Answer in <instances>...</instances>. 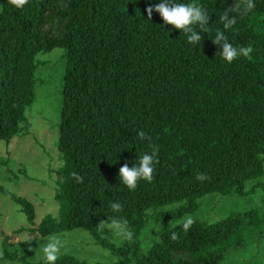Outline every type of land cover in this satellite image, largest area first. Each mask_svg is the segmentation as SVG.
<instances>
[{"label":"trees","instance_id":"trees-1","mask_svg":"<svg viewBox=\"0 0 264 264\" xmlns=\"http://www.w3.org/2000/svg\"><path fill=\"white\" fill-rule=\"evenodd\" d=\"M158 2L28 0L23 8L0 2V140H9L25 121L36 53L64 50L57 215H43L33 230L46 236L80 228L117 257L89 263L62 254L56 264H217L242 244L243 233L264 226V211L257 208L213 222L195 219L187 233L175 222L205 194L244 196L262 185L252 181L264 175V0H254L246 15L232 13L237 23L229 30L219 18L234 0H194L210 15L207 32L197 27L203 40L195 45L159 13L147 19L146 7ZM218 28L234 46L252 45L250 58L223 60L212 43ZM141 130L151 139H140ZM150 145L159 149L154 178L130 191L119 168L138 163ZM197 173L209 179L199 181ZM246 182L252 183L244 189ZM0 192L32 224L31 203L2 186ZM112 202L123 211L113 213ZM169 203L177 205L153 213L156 239L142 252L138 237L148 210ZM113 216L127 219L132 242L115 246L99 236L97 223ZM172 232L178 240H171ZM30 264H43V257Z\"/></svg>","mask_w":264,"mask_h":264},{"label":"rangeland","instance_id":"rangeland-1","mask_svg":"<svg viewBox=\"0 0 264 264\" xmlns=\"http://www.w3.org/2000/svg\"><path fill=\"white\" fill-rule=\"evenodd\" d=\"M35 60L37 67L34 70L33 98L24 110L25 121L18 125V132L9 140H0V186L31 203L33 221L29 224L18 204L0 192V252L5 251L11 255L0 258V264H30L41 259L42 246L51 235H58L63 241L62 254L72 255L89 263L113 262L117 257L80 228L46 236H40L33 230L43 215H57L53 192L61 165L56 142L64 50L62 47H54L46 52H38ZM256 181L262 185L244 196L217 193L203 195L197 199L198 205L193 212L184 214L175 222H181L188 215L194 219L213 222L233 211L250 208L264 211V175L252 182ZM252 182H246L244 189ZM175 205L177 204L169 203L158 206L155 210H148L146 224L138 237L142 252L156 239L159 223L153 219V213ZM257 230L260 231L249 229L243 233L242 244L225 251L217 264H264V226L255 231ZM98 233L115 246L121 244L108 229ZM29 239L32 240L31 251L25 242Z\"/></svg>","mask_w":264,"mask_h":264},{"label":"clouds","instance_id":"clouds-1","mask_svg":"<svg viewBox=\"0 0 264 264\" xmlns=\"http://www.w3.org/2000/svg\"><path fill=\"white\" fill-rule=\"evenodd\" d=\"M8 2L16 8H23L28 0H8ZM255 7L254 0H234L233 4L226 8L220 16V21L224 30L232 29L237 23L238 15H246ZM147 13V19L151 20L153 12L159 13L165 25H172L175 29L183 32L187 41L190 44H199L202 42L203 37L198 33L197 27L200 31L207 32L208 24L210 21V15L205 7L197 2L184 3L181 0H159L158 3H149L145 9ZM212 43L220 47L219 54L223 60L227 63H232L239 57L250 58L253 52L252 45L236 47L229 42L225 31L216 30V34L212 39ZM140 139H151L146 136V133L141 130L138 132ZM151 152H146L138 159V163L129 167L125 162L119 168V179L128 187L130 191L135 190L139 181L145 180L151 182L154 178L155 165L159 163L157 159L159 149L155 145H150ZM73 178L78 183H83L84 178L78 173H72ZM196 179L199 181H205L209 177L205 173H197ZM110 207L113 213H119L123 211V206L119 202H112ZM195 223L194 217L188 215L181 221V227L185 233ZM97 231L102 232L104 229H108L113 236L120 242H132L134 240V233L128 226L126 218L113 216L108 220L102 219L96 225ZM171 240L176 241L179 239V235L176 232H172ZM31 239L25 242L29 245V251L32 250ZM64 247V243L58 235H51L47 237L46 242L42 246L43 264H56V261L61 256V249ZM3 253L0 252V256Z\"/></svg>","mask_w":264,"mask_h":264}]
</instances>
